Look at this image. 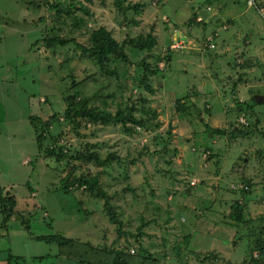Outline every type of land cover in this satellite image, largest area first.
Returning <instances> with one entry per match:
<instances>
[{
    "label": "rangeland",
    "instance_id": "rangeland-1",
    "mask_svg": "<svg viewBox=\"0 0 264 264\" xmlns=\"http://www.w3.org/2000/svg\"><path fill=\"white\" fill-rule=\"evenodd\" d=\"M119 1L123 8L118 0H0V194L13 195L18 209L7 227L0 213L1 264L10 254L25 256L21 264H80V259L101 264L114 256L106 245H131L126 264H140L141 245L154 256L153 264H243L247 256L248 264H264V97L255 102L253 116L237 104V99L253 103L264 93V80L249 93L240 82L248 71L223 65H242L241 56L219 52L215 59V44L227 31L232 35L226 39L237 38L241 47L258 51L264 45L259 36H264V18L249 5L254 9L249 15L224 29L218 23L230 16L216 11L228 0H144L139 11L129 7L137 0ZM57 3L60 12L51 8ZM100 27L127 43L130 62L109 61L116 71L111 75L77 46H92ZM178 31L185 41L174 49L171 37ZM149 34L157 38L156 46L141 49L137 42ZM56 36L70 41H49ZM144 58L149 70L139 64ZM142 73L149 75L152 91L140 89ZM72 81L80 96L103 93L93 103L108 112L132 103L144 108L136 115L145 124L128 123L127 130L120 123L81 119L74 127L64 118L66 103H58ZM143 95L148 97L144 107ZM154 110L157 115L149 117ZM239 111L260 119L254 136L230 138ZM54 113L48 127L43 121ZM217 127L228 133L213 132ZM42 135L41 146L36 139ZM48 147L64 148L69 156L96 151L104 162L58 159ZM69 174L99 177L126 234L120 235L105 214L104 200L96 203L84 189L65 191L61 178ZM235 202L244 206L242 221L230 215ZM142 225L139 246L131 234ZM55 233L83 247L88 243L87 251L75 246L76 240L64 248L65 256L56 242L34 238Z\"/></svg>",
    "mask_w": 264,
    "mask_h": 264
},
{
    "label": "trees",
    "instance_id": "trees-1",
    "mask_svg": "<svg viewBox=\"0 0 264 264\" xmlns=\"http://www.w3.org/2000/svg\"><path fill=\"white\" fill-rule=\"evenodd\" d=\"M159 2V1H158ZM140 3V4H139ZM143 3V2H142ZM144 4V3H143ZM118 5L120 6V8H123V6H121L120 1L118 0ZM141 2L132 4V6L129 7H133L136 11H139V7L141 6ZM143 6V5H142ZM51 8H53L54 10L56 9V11H61V4L57 3V4H51ZM125 8V7H124ZM142 13V12H141ZM264 20V19H263ZM192 23L197 22L198 20H196L195 17H192L190 20ZM199 23V22H197ZM56 39H50V42H58L61 44H66L68 43L70 40L65 39L63 36H56ZM92 40V46H84L82 44L77 43V46L82 50L83 53L91 56L92 58H94L97 62V64L100 66V69L106 73V74H114L116 73L115 69L110 68V65H108L109 61L117 59V60H121L123 62H130V58L129 55L127 53V43L123 42H119L118 40H116V38L113 36V33L111 32V30L107 29L106 27H100L97 30H95V32L92 34L91 37ZM134 44L136 45V42H134ZM157 44V38L155 36H153L152 34H149L146 38L144 39H140L137 42V45L143 49H149L152 50ZM171 46H173L172 42H171ZM170 46V49H172ZM174 49L179 48V47H175L173 46ZM171 58V56H165V60H169ZM164 60V61H165ZM140 65L144 66L147 70L150 69V64L146 61V58H144L140 63ZM154 72V71H153ZM242 76V75H240ZM141 87L140 89H147L152 91L151 85L148 83V79H149V75L147 73H142L141 75ZM242 80H240L241 82ZM74 84H76V82L71 84V91L70 93H67L66 95H64L63 97H61L59 99L58 103H62L63 101L66 103V107L64 109L63 115L64 118L66 120H68L71 124L74 125V127H77V125L79 124L81 119L87 120L91 123H93L94 125L96 124H102V125H106V124H117L120 123L122 124L127 130H130L131 128L127 126L128 123L133 124V125H138V126H142L145 124V120L143 118H139L136 113L137 112H144L145 109L141 108L140 110L136 107V105L134 103H132L131 105L127 106V108L125 110L119 108L118 111L116 113L113 112H108V110L106 108H102L99 105H96L93 103V97H99V96H104L103 93H101L100 91H96L92 96H80L81 92L77 89L75 91H73L74 88ZM234 89H236L238 91V84H236L234 86ZM112 94H108L109 97H111ZM237 98V95H236ZM140 99L143 101V106L147 103L148 101V97L146 96H141ZM47 101V100H46ZM253 103L246 104L247 102L245 100H239L237 99V104L238 107L241 109L243 107V109L245 112H247V110H250L252 112L251 116L255 115L254 113V106H255V102H257L256 100L252 101ZM104 103H106V101H104ZM182 107H184V109L187 110L186 105L183 104L181 105ZM183 109V108H182ZM246 109V110H245ZM240 112V111H239ZM242 114V112H240ZM237 118V122L238 124L242 127L240 128L239 125H234L233 129L230 132V138H237L239 136H254L256 132L260 131V119L255 118L254 120H250L246 115L242 114ZM157 115V112L154 110L153 112H151L149 117H155ZM243 115H244V120L243 119ZM57 117V113H54L52 116L49 117V119L44 120L43 123L45 125H47L48 127L50 126V122H52V119L55 120ZM40 117H36L33 118V123L35 125L34 120H39ZM254 121V123H252ZM158 125V124H157ZM239 126V127H238ZM252 126L254 128H252ZM213 132H216L218 134H226L228 133L227 130L223 129V128H212ZM212 132V131H211ZM262 133V131H261ZM37 138V137H36ZM45 138V135H42V138H37V142L42 146V142L41 140ZM64 148H61L60 151H56L55 147H48L46 149V152L48 154L54 155L56 157H58V159L63 158V159H76V160H80V161H95L97 163H103L104 161H102L100 159V155L98 152L94 151V152H90L89 154L86 153H78L76 156H69L66 152H64L63 150ZM99 177H87V176H76L73 174H69L67 176H64L63 178H61V183L63 184V186L65 187V191H67L68 188H77V189H84L87 192H89V194L91 196H93L94 198H96V203L98 200H104V204H103V209L105 214L108 216L109 220L111 222H113L114 224L118 225L117 231L118 233L121 234H126L127 232L123 231V222H121V219L119 216L116 215L115 212V208H114V204L111 202L110 198L112 197L107 190L105 191L102 187L101 184L99 182ZM0 191H2V189H0ZM17 206V199L13 196L10 195L9 198H5L2 194H0V213L2 215H4V219L2 222V226L3 227H7L9 221L11 220V218L14 216V214L17 212L18 213V209L16 208ZM96 208V206H95ZM244 206H242L239 202H235V206H234V210L232 211V213L230 214L231 217L234 220L237 221H242L243 220V216H244V210H243ZM90 210H88L87 212H89ZM19 215L22 217V214L19 212ZM119 217V218H118ZM25 219H23L22 217V221H24ZM117 222V223H116ZM7 225V226H5ZM144 227L146 226V223L143 224ZM143 225L138 229L139 233L138 234H131L133 237H136V240L139 241V246L141 245V237L145 235V232L143 230ZM35 239L37 240H46L48 242H56L57 244L60 245L61 248V252L62 254H65V256H67L69 253L68 251L66 252L64 248H71L75 238L72 237H68L64 234L61 233H55V234H51V235H36L34 236ZM77 245L83 247V245L81 244L80 241H76L75 242V246ZM73 245V246H74ZM126 244H124L123 246H125ZM88 247V243L86 244V246L83 247V250L87 251ZM107 247V248H106ZM105 249L107 251H112L114 250V256L111 260L106 259L104 261H101V264H126L127 263V259L125 258L127 257H131L132 253L134 252V249H130L131 245H127L125 247H121L119 249H114L111 246H107L106 245ZM142 247V248H141ZM93 248V247H92ZM95 250V253H98L99 250H96V248H93ZM140 254L141 256H139V263L140 264H153V259L154 261L155 258L152 255V253L150 251H148V249L144 246H140ZM94 255V254H93ZM131 255V256H130ZM44 256H40V257H36L37 259H43ZM26 260L25 256H21V255H8L7 257V264H13V262L15 261V264H21L22 261ZM100 260V259H97ZM109 260V261H108ZM252 260L251 256H247L244 260L243 264H248L250 263ZM80 264H93V261H85L84 259H80L79 260ZM0 264H1V260H0ZM25 264V262L23 263ZM95 264H100L99 261H96Z\"/></svg>",
    "mask_w": 264,
    "mask_h": 264
},
{
    "label": "crops",
    "instance_id": "crops-1",
    "mask_svg": "<svg viewBox=\"0 0 264 264\" xmlns=\"http://www.w3.org/2000/svg\"><path fill=\"white\" fill-rule=\"evenodd\" d=\"M135 2L146 3V2H144V0H137V1H134V3ZM245 3H246V5L242 4V0H228L224 4L221 2L220 5L222 6V10H220V12H219V10L216 11V14H219L222 11H224V12H226L225 15L228 14L230 17L226 18L227 20L221 18L222 21L218 24L224 25L223 26L224 29H229V28H232L230 24L234 23V21L237 19V17L242 16V14L249 15L250 11H252L254 9L249 7L247 0ZM240 4H242V7L240 9H236L235 7L240 6ZM259 4H261V6L264 5V3H262V2ZM232 12L234 14H232ZM206 21H209V18H207ZM221 25H219V28ZM176 30H178V29H176ZM177 33L181 34V37H179L180 36L179 34L172 36L171 37L172 44L178 40L185 41V36L183 38L184 34L181 33L180 31H178ZM228 35H232L231 32L227 31V35L220 38V43L215 44L216 45L215 49L219 48V51L216 53L217 56L215 57V59L217 58L219 60V52H222L225 55H228L230 52H235L234 55H236V57L241 56L240 59L242 60V62H239V63L242 65H238V63L232 64L231 62H228V63L223 62V65L229 69L231 68L232 70L233 69L237 70V68L238 69L241 68L244 70L240 69V71H248V74L243 76L246 78V80L244 78V81L242 80V82H244L243 84H245L244 88L246 87L248 90H250L249 91V93H250L251 90L253 89L254 85H256L257 81L258 82L260 81L262 83L264 80V45L262 47L257 48L258 51L256 49L252 50V49L243 48L238 44L237 38L226 39V37ZM259 36H260V40L262 42H264V36L263 35H259ZM188 39L189 38L187 36V40ZM243 60H248V61L252 60V63H248V62L243 61ZM261 62H262V65H261ZM258 63L260 64V69L256 67ZM262 67H263V69H262ZM223 70H226L225 67ZM249 77L255 78V81L252 82L250 80H247V78H249ZM262 77H263V80H262ZM238 93L239 94L241 93L240 90H238ZM260 93H262V92H260ZM261 95H262V97H264V93L260 94V96Z\"/></svg>",
    "mask_w": 264,
    "mask_h": 264
},
{
    "label": "built area",
    "instance_id": "built-area-1",
    "mask_svg": "<svg viewBox=\"0 0 264 264\" xmlns=\"http://www.w3.org/2000/svg\"><path fill=\"white\" fill-rule=\"evenodd\" d=\"M259 3H260V0H248V4L254 6L264 18V5L261 6V4ZM183 44H184L183 40H178L175 43H173V46L181 47L183 46ZM242 121H245V120L243 119Z\"/></svg>",
    "mask_w": 264,
    "mask_h": 264
},
{
    "label": "water",
    "instance_id": "water-1",
    "mask_svg": "<svg viewBox=\"0 0 264 264\" xmlns=\"http://www.w3.org/2000/svg\"><path fill=\"white\" fill-rule=\"evenodd\" d=\"M262 99H263V97L260 96V95H256V96H255V100H256L257 102H261Z\"/></svg>",
    "mask_w": 264,
    "mask_h": 264
}]
</instances>
